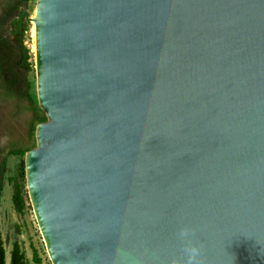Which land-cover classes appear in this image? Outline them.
Returning a JSON list of instances; mask_svg holds the SVG:
<instances>
[{
  "label": "water",
  "instance_id": "1",
  "mask_svg": "<svg viewBox=\"0 0 264 264\" xmlns=\"http://www.w3.org/2000/svg\"><path fill=\"white\" fill-rule=\"evenodd\" d=\"M24 154L54 264H264V0H36ZM186 242V241H185ZM48 248V249H47Z\"/></svg>",
  "mask_w": 264,
  "mask_h": 264
},
{
  "label": "rangeland",
  "instance_id": "2",
  "mask_svg": "<svg viewBox=\"0 0 264 264\" xmlns=\"http://www.w3.org/2000/svg\"><path fill=\"white\" fill-rule=\"evenodd\" d=\"M35 4L36 0H0V12L12 13L5 24L11 39H14L16 34L12 33L15 25L10 20L16 19L20 10L25 12L24 19L27 27L22 33L21 41L29 54L28 66L23 69L27 81L24 92L6 88L0 78V162L2 160L5 162L0 192V238L4 251V264H8L9 250L13 241L17 242L19 250L23 253L25 264H53L27 193L23 164L24 154L37 146L35 138L37 124L47 120L36 97L30 20ZM13 151L20 153L14 154ZM20 161L22 162L21 174L18 170ZM11 177L23 183L24 205L20 212L14 210L10 200L13 182L9 179Z\"/></svg>",
  "mask_w": 264,
  "mask_h": 264
},
{
  "label": "trees",
  "instance_id": "3",
  "mask_svg": "<svg viewBox=\"0 0 264 264\" xmlns=\"http://www.w3.org/2000/svg\"><path fill=\"white\" fill-rule=\"evenodd\" d=\"M25 12L20 10L17 13L16 19H11L10 22L14 23L15 30L12 31L16 34L14 39L10 38L9 33L6 30V22L11 18L12 13L0 12V78L4 82L6 88H12L21 92L25 91L26 87V74L23 70L28 66V49L22 44L21 37L24 30H26ZM12 153H20L19 151H13ZM19 173H22V162H19ZM5 171V162H0V192L2 188V175ZM12 180V191L10 194V200L15 211H22L23 201V183L16 181L15 178H9ZM37 262V259L34 258ZM0 264H4V251L2 247V240L0 238ZM8 264H25L23 253L19 250L16 241L11 243L9 250Z\"/></svg>",
  "mask_w": 264,
  "mask_h": 264
},
{
  "label": "clouds",
  "instance_id": "4",
  "mask_svg": "<svg viewBox=\"0 0 264 264\" xmlns=\"http://www.w3.org/2000/svg\"><path fill=\"white\" fill-rule=\"evenodd\" d=\"M192 229L188 226L181 227L178 231V239L183 243V252L185 253V260L183 264H201L202 245L193 243L190 239ZM186 241V242H185ZM171 264H180V261L173 259Z\"/></svg>",
  "mask_w": 264,
  "mask_h": 264
},
{
  "label": "bare ground",
  "instance_id": "5",
  "mask_svg": "<svg viewBox=\"0 0 264 264\" xmlns=\"http://www.w3.org/2000/svg\"><path fill=\"white\" fill-rule=\"evenodd\" d=\"M33 16V15H32ZM32 18V17H31ZM31 33H32V38L34 37V25H33V23L31 22ZM31 48H32V51H33V43H32V46H31ZM33 53H34V51H33ZM28 152V151H27ZM48 252H49V250H48ZM49 255H50V253H49ZM50 257H51V255H50ZM51 260H52V258H51ZM52 262H53V260H52ZM54 264V263H53Z\"/></svg>",
  "mask_w": 264,
  "mask_h": 264
}]
</instances>
